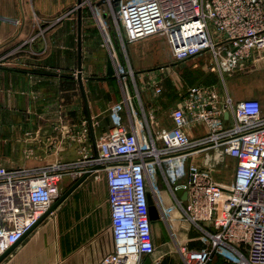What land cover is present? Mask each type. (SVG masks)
<instances>
[{
    "label": "built area",
    "instance_id": "obj_1",
    "mask_svg": "<svg viewBox=\"0 0 264 264\" xmlns=\"http://www.w3.org/2000/svg\"><path fill=\"white\" fill-rule=\"evenodd\" d=\"M103 2L127 42L163 34L175 62L211 51L219 72L231 73L253 51L264 49V0ZM96 19L110 47L109 23L100 11ZM117 68L124 97L111 107L112 126L96 144L94 155L42 170L0 167V256L33 230L58 200L64 176L88 173L98 179L103 172L112 244L98 264H145L146 260L154 264L150 260L155 252L154 222L149 218L148 197L182 264H209L215 256L223 264H264V113L260 101L221 102L212 89L191 87L171 112L172 129L154 134L134 107L127 72L119 62ZM152 88L162 94L157 84ZM124 107L132 118L130 128L122 123ZM226 113L228 119H224ZM194 124H203L205 134L192 140L185 129ZM215 149L222 158L235 162L230 185L216 183L210 173L223 161L221 156V161H213L208 168L195 163L199 158L205 162ZM178 187L187 193L185 201L177 195ZM191 230H195L192 235L188 234Z\"/></svg>",
    "mask_w": 264,
    "mask_h": 264
},
{
    "label": "crops",
    "instance_id": "obj_2",
    "mask_svg": "<svg viewBox=\"0 0 264 264\" xmlns=\"http://www.w3.org/2000/svg\"><path fill=\"white\" fill-rule=\"evenodd\" d=\"M78 1L0 0V167L42 170L94 155L112 126L111 107L124 97L117 62L127 72L137 113L154 134L172 129V110L196 86L212 89L221 102L256 99L264 113V73L247 72L264 63L257 59L262 60L264 52H252L238 74L220 73L211 51L175 62L165 35L129 43L116 28L107 3L81 0L79 12ZM97 11L109 23L110 47ZM169 81L174 93L164 90ZM152 84L162 89L161 95ZM121 117L130 128L126 107ZM185 131L194 140L205 134V127L194 124ZM207 156L220 161L216 149ZM195 163L205 162L199 158ZM234 168L229 157L217 162L215 172H223L213 175L216 183L232 184ZM99 175L83 180L0 264H98L112 244L105 175ZM80 177L64 176L61 194ZM158 222L166 235L150 260L182 264L166 225ZM177 226L183 227L179 222Z\"/></svg>",
    "mask_w": 264,
    "mask_h": 264
},
{
    "label": "rangeland",
    "instance_id": "obj_3",
    "mask_svg": "<svg viewBox=\"0 0 264 264\" xmlns=\"http://www.w3.org/2000/svg\"><path fill=\"white\" fill-rule=\"evenodd\" d=\"M126 1H133V0H126ZM258 52H264V49H262V50H255V51H253V53L255 54V53H258ZM258 60H260L259 62H264V58L261 60L260 58H257ZM239 69H236V70H234L233 72H231V73H234V74H238V71ZM241 70V69H240ZM257 71V72H260V73H264V63L263 64H260L259 66H257V67H255V66H250L248 69H247V72L248 71ZM225 78H227V76H224ZM170 82V85L168 84L167 86H166V88L164 87V90L166 89L167 90V92L168 93H170V92H172V93H174L175 92V85L173 84V85H171V81H169ZM221 85L223 86V84L221 83ZM164 90H163V92H164ZM220 156H221V158H222V155L220 154ZM220 158V159H221ZM222 159H226V157H223ZM221 159V160H222ZM220 160V161H221ZM203 161H204V159H203ZM213 161H214V159L211 157V158H209V156L208 157H206L205 158V163H204V166L203 165H201V164H199V163H197L199 166H201V167H203V168H208L207 166L208 165H210V164H212L213 163ZM72 163V162H71ZM74 163V162H73ZM74 171H78V172H82L81 170H80V168H76ZM210 173H212L213 175H216V174H218L219 176L220 175H222V172H223V170H221V171H219L218 173L217 172H213L211 169H210ZM231 173H232V175H233V173H234V170L232 169V171H231ZM153 229H154V241H155V245L157 244H159V243H161V242H163L164 241V237H165V235H166V233H165V231L163 230V229H161V225L159 224V222H154V227H153ZM192 235V234H191ZM169 235H167L166 236V239H167V237H168ZM169 239H170V237H169ZM176 248V247H175ZM175 254V253H174ZM176 254H177V252H176ZM175 254V255H176ZM178 255V254H177ZM178 257L180 258V256L178 255ZM175 264V263H174ZM209 264H223V261L220 259V257H218V256H215L213 259H212V261L209 263Z\"/></svg>",
    "mask_w": 264,
    "mask_h": 264
},
{
    "label": "water",
    "instance_id": "obj_4",
    "mask_svg": "<svg viewBox=\"0 0 264 264\" xmlns=\"http://www.w3.org/2000/svg\"><path fill=\"white\" fill-rule=\"evenodd\" d=\"M82 1H78V5H81ZM79 12H81L80 7H78ZM80 68V66H79ZM229 113L224 114V119H228ZM96 153V151H95ZM88 177V173L84 174L80 178H78L73 186L65 193H63L58 200L51 206L49 211L40 219L38 223H40L49 213H51L83 180H85ZM177 195L180 197L182 201H185L187 198V193L183 190L182 187H178L176 189ZM148 204H149V218L153 222H158L159 221V214L156 206L154 205L151 197H148ZM13 247V246H12ZM12 247L6 251L3 255L0 256V263L1 261L9 254V252L12 250ZM145 264H150L149 260L145 261Z\"/></svg>",
    "mask_w": 264,
    "mask_h": 264
}]
</instances>
